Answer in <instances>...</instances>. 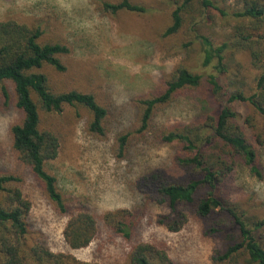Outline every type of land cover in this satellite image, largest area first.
Masks as SVG:
<instances>
[{"label":"trees","instance_id":"16d2710c","mask_svg":"<svg viewBox=\"0 0 264 264\" xmlns=\"http://www.w3.org/2000/svg\"><path fill=\"white\" fill-rule=\"evenodd\" d=\"M104 14L145 13L137 0H94ZM168 14L156 39L189 55L164 74L155 90L132 99L136 117L114 136L113 156L124 159L135 138L151 133L174 149V173L152 167L139 174L135 186L147 203L165 205L156 223L179 231L191 220L204 235L224 238L211 264H264V213L234 201L226 186L238 166L263 178L264 148V0H164ZM219 28L224 29L223 32ZM69 41L43 22L0 21V101L19 117L9 125L12 153L40 182L55 210L68 216L63 235L73 249L88 246L105 229L131 238L141 209L93 212L80 197L66 194L48 168L60 149V135L48 116L67 109L85 116V130L99 139L110 132V109L95 92L64 87L57 76L67 71ZM246 54L257 70L252 82L231 64ZM200 96L205 113L177 125L156 123L159 110L176 98ZM169 172H168V171ZM18 168L0 164V264H99L70 252H55L34 240L31 201L22 189ZM126 264H181L166 247L133 242Z\"/></svg>","mask_w":264,"mask_h":264},{"label":"rangeland","instance_id":"374dc122","mask_svg":"<svg viewBox=\"0 0 264 264\" xmlns=\"http://www.w3.org/2000/svg\"><path fill=\"white\" fill-rule=\"evenodd\" d=\"M137 1L146 3L148 11L112 17L100 11L94 0H0V21L13 19L26 24L40 21L64 36L71 51L64 56L68 68L56 77L58 83L95 92L110 109V132L106 139L87 133L84 115L77 116L67 109L48 116L47 125L60 135L58 155L48 162V168L57 175L63 192L80 197L95 213L134 209L145 204L133 236L127 239L102 229L86 247L73 249L66 243L63 231L68 216L55 210L29 169L17 165L8 128L19 112L1 101L0 164L18 168L23 175L21 186L32 204L31 236L52 251L70 252L79 259L99 264H126L132 243L144 240L166 247L178 263L211 264V255L222 247L224 238L204 235L195 220L179 231L157 224V216L168 213V208L147 203L135 186L139 174L152 167L174 173L173 146L157 140L151 133L142 140L135 138L124 159H117L111 150L118 130L131 126L135 120L132 99L155 90L173 66L190 60L188 54L176 53L170 42L155 38L168 14L164 0ZM231 66L236 69L239 66L240 74L249 82L257 73L245 53L236 55ZM209 106L213 104L209 105L202 97L186 94L161 108L156 123L173 126L190 122L202 116ZM261 157L264 164V148ZM226 190L234 201L264 213V175L259 179L238 166Z\"/></svg>","mask_w":264,"mask_h":264}]
</instances>
